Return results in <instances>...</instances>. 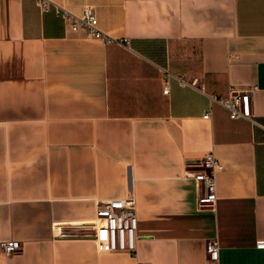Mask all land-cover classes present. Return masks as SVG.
I'll use <instances>...</instances> for the list:
<instances>
[{
	"label": "crops",
	"instance_id": "0c3cea01",
	"mask_svg": "<svg viewBox=\"0 0 264 264\" xmlns=\"http://www.w3.org/2000/svg\"><path fill=\"white\" fill-rule=\"evenodd\" d=\"M51 1L93 7L124 42L0 0V242H21L0 264H264L263 132L214 99L252 89L264 123V0ZM209 153L213 192L196 178ZM129 197L136 255L92 225L99 202Z\"/></svg>",
	"mask_w": 264,
	"mask_h": 264
},
{
	"label": "built area",
	"instance_id": "2783aa9c",
	"mask_svg": "<svg viewBox=\"0 0 264 264\" xmlns=\"http://www.w3.org/2000/svg\"><path fill=\"white\" fill-rule=\"evenodd\" d=\"M44 11H50L54 6L56 13L64 18L74 31L84 28L88 35L95 38H102L108 43L118 42L123 44V40H116L104 33L99 27V20L95 9L91 6L85 8L82 14H75L51 0H39ZM198 78L187 81L181 79L183 84L197 86ZM168 92V88L165 89ZM252 89H234L229 97L214 98L223 104L229 111L232 118H247L254 125L261 128L264 141V123L260 122L252 109ZM211 112H206L205 117H209ZM200 165L210 168L209 172L202 171L196 175L198 180H204L207 187L213 192L215 190V172L220 167L219 162L212 153L207 154L200 160ZM211 201L214 198L211 194ZM97 218L92 223L94 226V238L100 246L109 251H129L133 255L137 254V202L134 197L125 199H111L99 202L97 206ZM1 249L12 256L21 249V242L18 240H5L0 242ZM258 247H264V241L258 243ZM207 252L210 260L217 261L220 254V243L217 239L209 240Z\"/></svg>",
	"mask_w": 264,
	"mask_h": 264
}]
</instances>
